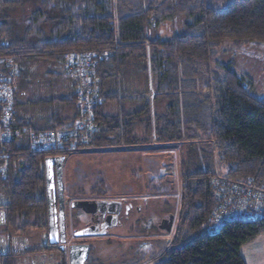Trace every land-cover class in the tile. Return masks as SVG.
<instances>
[{
  "label": "trees",
  "instance_id": "1",
  "mask_svg": "<svg viewBox=\"0 0 264 264\" xmlns=\"http://www.w3.org/2000/svg\"><path fill=\"white\" fill-rule=\"evenodd\" d=\"M13 12L20 13V23ZM180 17L181 30L163 36L160 27ZM250 45L264 47V0H0V56L11 58L19 71L18 124L17 115L46 112L28 128L71 129L79 113L75 95L63 100L53 81L45 87L36 82L46 72L54 80L64 76L71 52L107 54L94 69L92 131L55 151H34L14 140L4 144L9 172L0 180V237L17 238L21 247L0 256V264L57 251L42 243L46 157L129 152L138 145L143 151L154 145L156 153L181 151L179 224L149 263L245 264L240 247L264 234V215L231 219L216 230L210 218L218 202L213 180L264 186V98L255 91L245 59L224 61V54ZM30 70L36 80L26 82ZM131 78L143 79V94L122 97L120 83ZM126 96L139 104L135 110L104 113L105 105ZM91 252L90 245L86 264H104ZM60 254L61 264H68Z\"/></svg>",
  "mask_w": 264,
  "mask_h": 264
},
{
  "label": "rangeland",
  "instance_id": "2",
  "mask_svg": "<svg viewBox=\"0 0 264 264\" xmlns=\"http://www.w3.org/2000/svg\"><path fill=\"white\" fill-rule=\"evenodd\" d=\"M11 15L18 21L16 23H20L19 12H13ZM181 18L162 25L160 30L163 31V36L180 31ZM230 46L231 44L224 45V49L229 50ZM224 57L225 62L227 58L233 59L234 62L240 58L246 60V70L254 80L255 91L264 98V47L250 45L242 50H233L228 55L224 54ZM224 61L222 63H225ZM28 72L30 76L26 78V82L30 79L35 81L36 76L32 74L33 71ZM52 76L46 72L36 83L43 84L42 87L46 84L50 85L54 80ZM155 105L154 110L160 113L158 104ZM153 147L155 146L148 145L144 148L147 149L146 151H143V146L138 145L129 152L119 149L87 154L72 152L64 161L62 181L66 203L73 200L102 199L132 202L135 207L137 206L138 213L141 210L139 207L142 208L141 213L133 214L125 226L114 229L110 236L86 240L92 247V259L100 260L104 264H148L163 249L164 244L166 245L173 238L180 215L182 175L181 156L177 152L181 151L167 150L156 153L157 150ZM219 175L221 177L226 175V170L221 164ZM3 204V200L0 201V205ZM66 209L67 224L70 225L68 245H72L79 242L73 238L72 232L83 227L87 217L81 211L70 210L69 207ZM169 214L174 216L173 226L171 231L166 233L158 229V224ZM0 215H3L1 208ZM35 232L32 230L30 234L34 235ZM25 242L29 244L31 241L25 239ZM42 243L43 246L46 245L44 238ZM19 247H21L19 239L7 235L0 237V256L8 252H16ZM240 255L245 264H264V234L243 244L240 247ZM66 259L68 263L67 256ZM61 260L59 251H53L51 254L39 251L34 256L21 257L18 264H61Z\"/></svg>",
  "mask_w": 264,
  "mask_h": 264
},
{
  "label": "built area",
  "instance_id": "3",
  "mask_svg": "<svg viewBox=\"0 0 264 264\" xmlns=\"http://www.w3.org/2000/svg\"><path fill=\"white\" fill-rule=\"evenodd\" d=\"M107 54L98 56L94 52H71L65 58L63 70L74 82L76 104L79 110L74 126L69 130L34 131L16 122L14 97L18 67L11 58L0 56V180L8 176V158L4 144L20 143L28 139L27 147L38 152L55 151L82 138V132L94 129L89 124L90 113L96 99L94 69L106 59ZM217 188L218 202L211 216V230H216L231 219H258L264 215V186L255 187L251 181L246 184L227 180H213Z\"/></svg>",
  "mask_w": 264,
  "mask_h": 264
},
{
  "label": "water",
  "instance_id": "4",
  "mask_svg": "<svg viewBox=\"0 0 264 264\" xmlns=\"http://www.w3.org/2000/svg\"><path fill=\"white\" fill-rule=\"evenodd\" d=\"M66 160L63 156L46 157L43 162L45 179V195L47 202V233L46 245L57 246L58 250L66 254L68 264H86L89 253V244H74L66 249L65 232V199L63 191V165ZM121 201L107 200H73L70 202V210H80L85 215L100 216L104 218L101 226L95 225L76 231L75 238L103 237L107 235V229L118 225V216L122 210ZM128 208H126L127 210ZM174 216L169 214L167 218L161 219L158 229L169 233L173 226Z\"/></svg>",
  "mask_w": 264,
  "mask_h": 264
},
{
  "label": "crops",
  "instance_id": "5",
  "mask_svg": "<svg viewBox=\"0 0 264 264\" xmlns=\"http://www.w3.org/2000/svg\"><path fill=\"white\" fill-rule=\"evenodd\" d=\"M64 71V70H63ZM66 75V74H65ZM62 76L60 79H55L52 80L55 82V85L57 86V90L56 93L59 94V96L64 100L66 97H68L70 94V96L72 95H76V88H75V84L74 82L69 79L66 76ZM129 82H122V84L120 83V92H121V96L124 97V95L130 94V93H134L135 94H143V79L142 78H131L130 80H128ZM125 92H129V93H125ZM122 98L119 102L117 103H109L107 105H105L103 107V111L105 114L107 115H115V114H119L120 111L123 110L130 112L131 110H135L137 108V106L139 105L137 103V101H131L129 100L128 97ZM131 98V97H130ZM72 115L71 117L74 116V114L76 113V106H73L72 109ZM69 111V108L66 110V113ZM65 112V110H64ZM46 112H35L34 115L31 113H24L21 115H17V121L19 122V124L28 127V123H34L35 119H40ZM63 113V112H62ZM65 114V113H64ZM63 115V114H62ZM40 120H44L43 117ZM32 130V128H31ZM24 146H27L28 144V139L25 137L21 140V142ZM109 152V151H107ZM97 153H101V152H97ZM83 154V153H82ZM87 154V153H85ZM67 159V158H66ZM95 200H102V199H95ZM4 219V217H2Z\"/></svg>",
  "mask_w": 264,
  "mask_h": 264
},
{
  "label": "flooded vegetation",
  "instance_id": "6",
  "mask_svg": "<svg viewBox=\"0 0 264 264\" xmlns=\"http://www.w3.org/2000/svg\"><path fill=\"white\" fill-rule=\"evenodd\" d=\"M122 202V201H121ZM68 204V205H67ZM69 204H70V202H67L66 203V206H65V215H66V221H65V232H66V238H67V242H66V249H68V247L70 246V245H68V229H69V227H70V225L69 224H67V209L66 208H68L69 207ZM122 210H121V213H120V215L118 216V225H117V227H115V228H111V229H107V235L108 236H110V234H111V231H113L114 229H116V228H120V227H123V226H125V224H126V222H129L130 220H131V217H132V215L133 214H135L136 213V215H138L139 213H141V211H142V208H140L139 207V213H138V211H137V206L135 207L134 206V204H132V202H128V201H125V202H122ZM70 208V207H69ZM126 208H128L127 210H126ZM74 211H80V210H74ZM82 213V212H81ZM138 213V214H137ZM84 216H86L87 217V221H86V223L84 224V226L83 227H81L79 230H82V229H84V228H86V227H89V226H92V225H95V226H97V227H99V226H101L102 224H103V222H104V218H101L100 216H94V217H92V216H90V215H85V214H83ZM82 215V216H83ZM141 219V218H140ZM139 219V220H140ZM142 224V223H141ZM76 231H78V230H74L73 232H72V236H73V234L76 232ZM46 233H47V229H46V232H45V234H44V236H43V238H44V242L47 240L46 239ZM106 235V236H107ZM73 238H75L74 236H73ZM91 238H95V237H89V238H75V240H79V242H76V243H74V244H89L86 240L87 239H91ZM42 241H43V239H42ZM74 244H72V245H74ZM90 245V244H89ZM43 247H45V248H55L57 251H60V250H58V247L57 246H48V245H45V246H43ZM61 252V251H60ZM64 254V253H63ZM66 255V254H65Z\"/></svg>",
  "mask_w": 264,
  "mask_h": 264
}]
</instances>
